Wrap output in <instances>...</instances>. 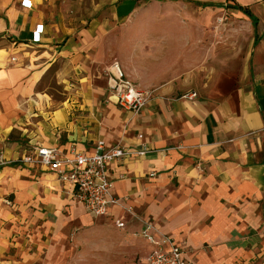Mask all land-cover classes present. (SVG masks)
Wrapping results in <instances>:
<instances>
[{"label":"crops","instance_id":"0c3cea01","mask_svg":"<svg viewBox=\"0 0 264 264\" xmlns=\"http://www.w3.org/2000/svg\"><path fill=\"white\" fill-rule=\"evenodd\" d=\"M24 1L0 0V34L8 42L0 50V264H113L114 258H103L101 242L118 231L134 239L129 253L140 251L134 259L139 264L151 247L133 236L144 220L184 245L195 264H264V0H117L116 25H129L152 8L171 32L167 39L182 41L189 34L176 49L161 47L159 56L144 47L142 59L135 42H100V27L83 30L84 60L117 58L125 75L152 94L139 114L117 105L108 87L79 92L95 96L94 103L51 108L38 87L55 54L72 50L73 42L46 22L42 0H28L31 9ZM234 6L249 10L257 24ZM229 10L252 31L249 68L236 82H223L217 94L203 96L190 88L197 42H214L206 30ZM175 23L184 31H173ZM38 25L44 35L33 43ZM154 58L183 65L161 75L154 72ZM98 140L146 152L112 166L121 203L107 215L88 213L54 173L16 162L37 144L93 153ZM118 218L124 229L116 227ZM93 223L99 236L87 251L82 240Z\"/></svg>","mask_w":264,"mask_h":264},{"label":"rangeland","instance_id":"374dc122","mask_svg":"<svg viewBox=\"0 0 264 264\" xmlns=\"http://www.w3.org/2000/svg\"><path fill=\"white\" fill-rule=\"evenodd\" d=\"M116 2L117 0H42L40 9L46 22L56 24L59 27L60 36L71 38L74 46L70 51L55 54L52 66L38 87L40 92L47 95L51 106L53 105L51 108L54 110L67 107L68 102L94 103L95 96L89 94L80 96L79 92L86 91L87 86H90L88 90L97 87L107 91L109 68L114 62H118L117 58L105 57L104 54L91 56L84 60L79 50L80 42H85L80 36L83 30H96V27H100L99 31L101 30L102 34L100 42H135L134 48L139 49L140 59L145 56L144 47L149 48L151 56L154 54L159 56L158 52L161 47L176 49L180 42H184L189 36L187 33L182 41L180 37L177 42L167 39L171 32L168 29L165 30L164 25L160 24V19L155 17L152 8L143 13L135 22L130 21L129 25H116L114 20ZM229 11L217 14L213 24L206 30L209 35L213 34L214 42H197L198 61L192 70L195 73V79L190 88L196 89L203 96L217 94L221 91L223 82L230 84L236 82L242 76L243 71L249 68L248 57L252 46L249 38L252 36V31L243 22L245 21L243 18L235 17L232 10ZM173 26V31H184V28L177 23ZM95 41V39L92 40V42ZM7 45V40L0 34V50L6 49ZM154 59L156 61L154 63L157 64L154 72L161 75L165 68L167 72H176L180 71L178 67L183 65L173 58V60L162 63L159 58ZM158 66H161V69ZM12 160L6 159L3 162L12 164L14 162ZM2 164L0 158V165ZM96 224L93 223L88 228L85 239L82 240L87 251L89 247L95 246L98 240L96 239L99 236L95 229ZM118 232L120 234L110 236L112 239L101 242L103 258H114L113 264H134L135 256L140 251L130 254L129 250L135 248L137 244L134 243V239H129L130 236L125 231ZM91 256L93 254L89 252L87 257ZM106 263L108 261L105 262L103 259L102 264Z\"/></svg>","mask_w":264,"mask_h":264},{"label":"built area","instance_id":"2783aa9c","mask_svg":"<svg viewBox=\"0 0 264 264\" xmlns=\"http://www.w3.org/2000/svg\"><path fill=\"white\" fill-rule=\"evenodd\" d=\"M25 8L33 4L25 0ZM44 35V26L38 25L34 31L33 43H40ZM16 59H12L15 61ZM108 91L121 108L141 113L151 99V93L138 88L124 73L118 62H114L108 71ZM192 98L196 94L191 95ZM133 154L145 155V151L133 153L121 146L108 147L104 140H98L94 152L62 150L37 144L16 162L28 168L54 173L61 183L72 187L73 198L88 213L103 216L109 209L119 205L120 198L114 194V180L111 177L112 166ZM156 174L152 172L150 177ZM128 213H133L127 209ZM116 227L124 229L123 218L115 221ZM137 235L149 242L150 249L139 257V264H195L187 255L184 245L175 242L168 235H160L153 222L144 220L143 228Z\"/></svg>","mask_w":264,"mask_h":264},{"label":"trees","instance_id":"16d2710c","mask_svg":"<svg viewBox=\"0 0 264 264\" xmlns=\"http://www.w3.org/2000/svg\"><path fill=\"white\" fill-rule=\"evenodd\" d=\"M233 9L240 10V11L244 12L247 16H249L252 19L254 25L257 24V19L255 18V16L253 14H251V12L249 10L244 9L240 6H234Z\"/></svg>","mask_w":264,"mask_h":264}]
</instances>
